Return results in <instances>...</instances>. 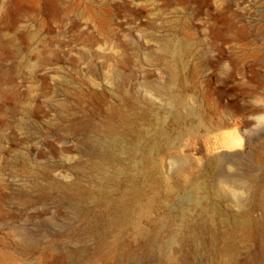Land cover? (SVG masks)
I'll list each match as a JSON object with an SVG mask.
<instances>
[{
    "label": "rangeland",
    "instance_id": "obj_1",
    "mask_svg": "<svg viewBox=\"0 0 264 264\" xmlns=\"http://www.w3.org/2000/svg\"><path fill=\"white\" fill-rule=\"evenodd\" d=\"M0 264H264V0H0Z\"/></svg>",
    "mask_w": 264,
    "mask_h": 264
},
{
    "label": "bare ground",
    "instance_id": "obj_2",
    "mask_svg": "<svg viewBox=\"0 0 264 264\" xmlns=\"http://www.w3.org/2000/svg\"><path fill=\"white\" fill-rule=\"evenodd\" d=\"M112 143V140L110 138H105L101 136H96L91 139V144L94 146V148H104L109 147Z\"/></svg>",
    "mask_w": 264,
    "mask_h": 264
}]
</instances>
